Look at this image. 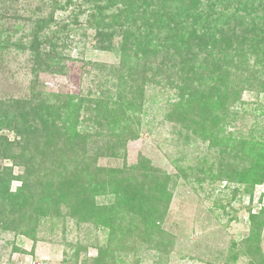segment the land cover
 Returning a JSON list of instances; mask_svg holds the SVG:
<instances>
[{
	"label": "trees",
	"instance_id": "16d2710c",
	"mask_svg": "<svg viewBox=\"0 0 264 264\" xmlns=\"http://www.w3.org/2000/svg\"><path fill=\"white\" fill-rule=\"evenodd\" d=\"M71 33H83L84 48L115 53L118 65H103V83L86 94L33 86L29 96L0 100V132L14 136L0 135V232L35 241L42 222L55 226L66 216L107 230L105 243L94 241L92 264L108 263L117 245L134 249V239L165 256L171 243L156 238L177 180L264 183V125L257 137L258 130L224 135L243 93L264 94V0H0V63L12 49L26 54L34 82L67 74ZM150 85L175 91L164 121L183 143L217 150L216 168L198 159L170 177L145 159L129 168L98 165L138 139ZM13 181L19 186L10 191ZM106 196L111 204L97 202ZM249 221L243 254L264 264V206Z\"/></svg>",
	"mask_w": 264,
	"mask_h": 264
},
{
	"label": "rangeland",
	"instance_id": "374dc122",
	"mask_svg": "<svg viewBox=\"0 0 264 264\" xmlns=\"http://www.w3.org/2000/svg\"><path fill=\"white\" fill-rule=\"evenodd\" d=\"M55 15L60 17L59 14ZM23 34L17 33L16 37ZM82 34H70L72 45L64 50V55L70 59L67 62L68 72L64 76L40 75L34 82L33 76L25 69L26 54L16 53L12 49L10 54L4 55L0 63V100L9 97L18 100L29 96L33 86L45 93L69 92L76 95L94 91L102 82V75L106 76L103 65L116 66L119 58L115 53L99 52L88 45L84 48ZM98 65L102 66L101 72ZM102 83L101 89L104 90L106 86ZM145 93L147 103L141 115L138 139L127 142L119 150L121 156L118 158H100L98 165L104 168H129L145 159L151 167L170 177L177 174L178 167L193 170L198 159L205 158L208 165L213 164L216 168L217 150L199 140L183 143L177 138L173 127L164 121L165 101L170 98L174 102L175 91L150 85L145 88ZM242 100L245 105L239 108L238 120L224 126V135L233 133L246 136L251 130H258L257 137L264 125V112L260 109V105L264 107V94L246 92ZM0 135L7 136L9 140L14 138L6 131H1ZM234 161L239 164L242 160ZM2 165L8 166L10 163L3 161ZM191 170L188 173L192 175ZM13 172L18 174L19 170L14 168ZM226 180L222 178L199 184L193 182V178L177 180L173 189L168 187L170 206L164 222L159 225L156 238L157 242L163 237L165 242L168 240L171 243L166 248L165 256L154 250L152 245L140 244L138 239H134V244L130 245L134 249L131 250L127 243L117 245V252L111 255L113 258L106 264L257 263L256 253L249 257L243 254L246 251L243 241L250 232L249 216L257 214L264 206V183L250 188L246 184H229ZM18 186L19 182L13 181L10 191ZM113 200V197L106 196L98 198L97 202L106 205ZM107 237L106 229L100 226L95 228L92 223L77 226L73 219L66 216L60 218L55 226L42 222L35 241L2 231L0 264H92L97 256L93 249L94 241L102 244ZM260 248L264 257V228Z\"/></svg>",
	"mask_w": 264,
	"mask_h": 264
}]
</instances>
